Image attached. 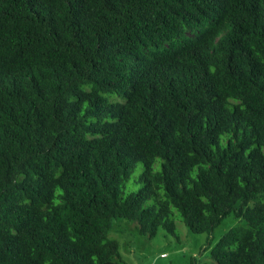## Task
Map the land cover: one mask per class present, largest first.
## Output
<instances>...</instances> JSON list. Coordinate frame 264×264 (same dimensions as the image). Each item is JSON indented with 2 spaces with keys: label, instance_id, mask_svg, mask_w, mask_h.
Listing matches in <instances>:
<instances>
[{
  "label": "trees",
  "instance_id": "16d2710c",
  "mask_svg": "<svg viewBox=\"0 0 264 264\" xmlns=\"http://www.w3.org/2000/svg\"><path fill=\"white\" fill-rule=\"evenodd\" d=\"M177 215L264 264V0H0V264H123L116 221Z\"/></svg>",
  "mask_w": 264,
  "mask_h": 264
},
{
  "label": "rangeland",
  "instance_id": "374dc122",
  "mask_svg": "<svg viewBox=\"0 0 264 264\" xmlns=\"http://www.w3.org/2000/svg\"><path fill=\"white\" fill-rule=\"evenodd\" d=\"M155 168L158 170L159 164ZM142 172L143 166L139 165L131 177L129 188L133 191L140 188L135 179ZM175 224L177 236L162 229L156 237L149 238L138 233L135 223L116 221V228L110 232L109 237L119 242L123 264H214L210 257V244H215L239 221L230 216L213 232L206 234L192 233L179 215Z\"/></svg>",
  "mask_w": 264,
  "mask_h": 264
}]
</instances>
